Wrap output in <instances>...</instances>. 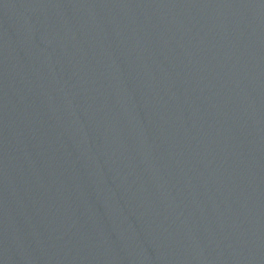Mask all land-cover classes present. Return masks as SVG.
Returning <instances> with one entry per match:
<instances>
[{"label":"water","instance_id":"95a60500","mask_svg":"<svg viewBox=\"0 0 264 264\" xmlns=\"http://www.w3.org/2000/svg\"><path fill=\"white\" fill-rule=\"evenodd\" d=\"M0 264H264V0H0Z\"/></svg>","mask_w":264,"mask_h":264}]
</instances>
